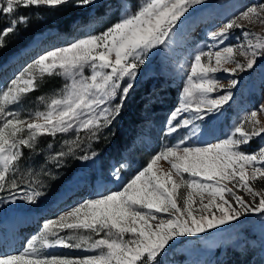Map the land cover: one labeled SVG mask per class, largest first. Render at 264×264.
<instances>
[{
	"label": "snow or ice",
	"instance_id": "obj_1",
	"mask_svg": "<svg viewBox=\"0 0 264 264\" xmlns=\"http://www.w3.org/2000/svg\"><path fill=\"white\" fill-rule=\"evenodd\" d=\"M71 2L0 0V13L11 17L0 29V47L19 25L27 23L29 17L20 9H56ZM92 3L78 0L80 7ZM205 3L140 0L134 11L126 9L102 32L44 51L0 89V191H9V198H13V191L19 190L14 177L23 149L36 147L41 137L75 131V139L64 141L66 151L48 157L56 167L80 148L81 131L89 134V140L98 138L97 133L121 113L134 88L132 81L151 51L165 45L182 19ZM256 22L264 23V2L244 7L223 26L207 33L213 41L211 48L219 47L194 56L179 104L167 120V134L190 128L188 135L196 136L200 123L211 120L232 99L230 89L238 81L232 79L225 87L215 74L234 76L252 69L258 58L264 57V34L246 30V25ZM237 28L243 30L242 42L226 45ZM228 64L235 67H226ZM85 69L90 74L86 75ZM56 75L68 82L58 94L37 98L43 110L26 116L18 107L12 110L37 89L40 80ZM220 91L223 94L213 98ZM259 113H264V106L251 110L216 142L182 146L188 139L184 137L181 143L162 148L118 189L98 190L93 198L47 219L22 250L13 253L0 248V264H162L161 257L179 238L238 222L248 213L264 215V189L254 187L255 181H264V145L250 153L244 150L254 138L264 136ZM95 155L92 152L79 158L89 160ZM160 161L170 166L162 168ZM112 175L121 180V169H114ZM40 196L42 192L31 188L21 198L34 204ZM55 247L83 249L89 254L73 257L47 251Z\"/></svg>",
	"mask_w": 264,
	"mask_h": 264
},
{
	"label": "rangeland",
	"instance_id": "obj_2",
	"mask_svg": "<svg viewBox=\"0 0 264 264\" xmlns=\"http://www.w3.org/2000/svg\"><path fill=\"white\" fill-rule=\"evenodd\" d=\"M259 2H264V0H206L203 7L196 6L182 19L172 34V38L165 45L151 51L146 63L140 67L137 77L132 81L134 88L127 96L125 110H133L131 102L134 99V92L142 94L145 89H148V94L141 95V98L145 100V105L147 104L145 113L150 109H156L158 114H165L166 121L163 119L165 122L160 126H157L156 122H148L141 130V137L133 138L130 147L123 150L122 159L108 160L105 157L107 156L106 145H109L112 132L121 122L120 115L114 119L110 126L101 129L97 133L98 138L96 139L89 140V134L81 131L79 135L83 142L80 148L75 150L74 155L64 157L61 167H56L48 160V157L57 151L67 150L64 141L76 138L74 130L58 134L55 137L43 136L33 149L24 148V155L17 165L14 177L19 184V190L13 191V198H9V191H0V222L3 221L0 223V231H6L4 218L8 213L16 210H21L24 214L40 211V218L37 213V220L32 224H26L31 227V232L22 234V239L17 241V245H26L33 235L38 234V230L47 219L58 216L80 201L93 198L99 185L102 186L100 191L118 189L121 184L131 178L137 169L146 166L149 158L162 148L179 144L184 137L188 139L182 146L197 147L204 146L209 142H216L225 138L233 126L251 110L264 106V57H260L252 69L239 72L234 76L226 72L215 74L218 83L225 87L230 85L232 79H236L238 83L230 89L233 93L232 99L218 113H214L211 120H205L203 123L198 122L200 131L196 136L188 135L190 128L171 135L167 134V120L170 112L179 104L194 56L200 51L212 50L214 52L219 47L217 44V48H211L213 41L209 39L207 33L223 26L229 18H233L244 7ZM139 3L140 0H93L90 6L80 7L78 0H72L69 5L62 7L73 17L71 26L68 32L60 35H58L59 31L50 27V23L44 19H40L39 23L30 29L27 27L28 22L24 23L22 27L18 26L6 42L8 47L0 48V60L7 50L22 42L26 43L23 50L13 53L0 63V89L5 88L11 79L15 78L44 51L55 47H65L90 34L102 32L123 15L126 9L134 11ZM30 8L20 9V11L26 12ZM14 15H19V13ZM10 18L0 13L1 29L7 26ZM40 28L43 29V33H36L32 39L27 40L28 33ZM246 30L264 34V23L256 22L246 25ZM242 31L239 28L233 30L230 38L225 42L226 45L242 42ZM45 46H48V49L44 50ZM30 52L38 53L25 55ZM7 64L8 67H6ZM226 67H235V65L228 64ZM85 74H90V70L85 69ZM56 76L61 79V81H55V84L60 82L57 87L29 98L19 106H12V110L18 107L24 116L35 110H43V104L37 98H47L58 94L68 82L65 77ZM171 86L177 87L178 90L177 96L172 102H169L163 97L168 95L167 89ZM156 91L158 92L155 93ZM219 94H223V92L214 93L213 98ZM148 96H151L149 100L152 101L147 100ZM117 102L118 99L112 103ZM145 113L143 118H148L150 115L148 113L145 115ZM258 119L264 122V113H259ZM123 134L128 135L126 132ZM49 144L53 145L51 150L48 148ZM261 145H264V136L254 138L244 150L250 153ZM156 146H158V150L154 151ZM136 150H139L140 153ZM92 152H95L96 155L89 160L79 158L85 154L91 156ZM124 165L127 167H123ZM158 166L166 169L170 165L166 161H160ZM114 169H121V180L117 181L113 178ZM73 170L75 172H72ZM56 187L58 190L54 193ZM254 187L257 190L264 189V181H255ZM31 188L42 192V196L34 204L21 198L23 192L31 190ZM70 191L71 193L68 195ZM63 193L65 196L60 199L59 196ZM239 194L245 195L243 191H240ZM19 233L17 232L18 236ZM64 234L69 233L65 232ZM4 246L5 243L0 248H4ZM6 249L5 251L14 253L22 250V246L17 250ZM47 251L56 255L73 257L89 254L83 249L64 247H55ZM245 254L257 257L258 264H264V215L260 213H248L238 222L233 221L218 229L208 230L206 233L179 238L167 249L161 260L162 264H217L227 261L228 258L235 259L237 256L242 258ZM204 260L206 263H203Z\"/></svg>",
	"mask_w": 264,
	"mask_h": 264
},
{
	"label": "trees",
	"instance_id": "obj_3",
	"mask_svg": "<svg viewBox=\"0 0 264 264\" xmlns=\"http://www.w3.org/2000/svg\"><path fill=\"white\" fill-rule=\"evenodd\" d=\"M23 9V8H22ZM22 12V11H21ZM28 15V24L27 27L29 29L33 26H36L40 19H44L45 21L50 23V27H53L57 29L58 35L68 32L71 23H72V16L65 10V8H56V9H49L46 7L41 8H35L31 7L29 11L24 12ZM85 19V16H84ZM24 26L23 24L19 25V27ZM1 29V25H0ZM43 29H35L34 31H31L28 33L27 40L32 39L33 35L36 33H43ZM9 36L5 39V44L3 47H8V44H6ZM26 40V41H27ZM26 42H22L21 44L14 46V48H11L7 50L4 55L2 56L0 63L4 62L9 56H11L15 52H19ZM1 48V47H0ZM44 50L48 49V46H45L43 48ZM37 50V49H36ZM38 52H30L26 53L25 55L29 54H36ZM12 66L14 64H11ZM11 66V67H12ZM8 67V64L7 66ZM55 81H61L60 78L57 76H46L43 80H40L38 82L37 89L31 93H29L23 102L28 100L29 98L35 97L36 95H40L44 92H47L54 87H57L60 82L55 84ZM54 85V86H53ZM177 90L178 88L175 86H171L167 89V96H164L163 99L169 102H172L174 97L177 96ZM156 91L155 93H157ZM149 90L145 89L142 94L134 92L133 93V101L131 102V106L133 110H125L127 107V104L125 103L123 106V109L121 111L120 118L121 122L119 126L112 132V138L109 140V145H106V159H122V153L124 149H128L130 147L131 140L134 138H140L142 135V129L146 126L148 122H156L157 126H160L164 124L166 121L164 119L165 114H158V111L156 109H150L148 110V114L150 115L148 118H143V114L147 110V104L145 105V100L141 98V95L148 94ZM151 96L147 97L148 101ZM145 113V115L147 114ZM165 121H164V120ZM146 122V123H144ZM128 133V135H124L123 133ZM139 134V136H138ZM160 144V143H159ZM158 150V146H156L154 151ZM140 153L139 150H136ZM72 172H75L73 170ZM58 190V187L55 188L54 193H56ZM236 252V251H235ZM238 255V253L236 252ZM217 264H258V258L257 257H251L250 254H245L242 258H239L237 256L235 259L228 258L227 261H221Z\"/></svg>",
	"mask_w": 264,
	"mask_h": 264
},
{
	"label": "bare ground",
	"instance_id": "obj_4",
	"mask_svg": "<svg viewBox=\"0 0 264 264\" xmlns=\"http://www.w3.org/2000/svg\"><path fill=\"white\" fill-rule=\"evenodd\" d=\"M101 188L102 186L99 185L98 190H101ZM64 196L65 193L61 194L59 198L62 199ZM37 213L38 212L32 214H24L21 210H16L6 215V217L4 218L6 222V231H0V246L5 243V246L3 248L4 251L6 248L17 250L21 246H24L17 245V241L22 239V234H29L31 232V227H28L26 224H32L33 222H35L37 220ZM17 232H20L19 236L17 235Z\"/></svg>",
	"mask_w": 264,
	"mask_h": 264
},
{
	"label": "crops",
	"instance_id": "obj_5",
	"mask_svg": "<svg viewBox=\"0 0 264 264\" xmlns=\"http://www.w3.org/2000/svg\"><path fill=\"white\" fill-rule=\"evenodd\" d=\"M205 261V260H204Z\"/></svg>",
	"mask_w": 264,
	"mask_h": 264
}]
</instances>
